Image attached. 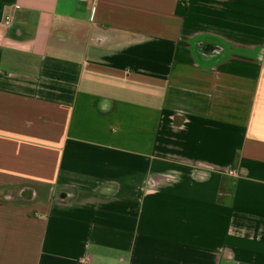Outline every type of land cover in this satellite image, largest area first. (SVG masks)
<instances>
[{
	"label": "crops",
	"instance_id": "1",
	"mask_svg": "<svg viewBox=\"0 0 264 264\" xmlns=\"http://www.w3.org/2000/svg\"><path fill=\"white\" fill-rule=\"evenodd\" d=\"M0 264H264V0H0Z\"/></svg>",
	"mask_w": 264,
	"mask_h": 264
},
{
	"label": "built area",
	"instance_id": "2",
	"mask_svg": "<svg viewBox=\"0 0 264 264\" xmlns=\"http://www.w3.org/2000/svg\"><path fill=\"white\" fill-rule=\"evenodd\" d=\"M88 1L92 3L93 8L96 6V4H97V2H98V0H88ZM13 20H14L13 14H12V13H8V14L5 16L4 24L7 25V26H9V25L12 24Z\"/></svg>",
	"mask_w": 264,
	"mask_h": 264
}]
</instances>
